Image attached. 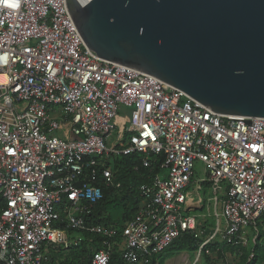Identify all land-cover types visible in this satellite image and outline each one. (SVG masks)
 Wrapping results in <instances>:
<instances>
[{"label":"built area","instance_id":"2783aa9c","mask_svg":"<svg viewBox=\"0 0 264 264\" xmlns=\"http://www.w3.org/2000/svg\"><path fill=\"white\" fill-rule=\"evenodd\" d=\"M247 121L97 57L65 0H0V264H47L70 232L102 239L92 264H109L114 250L124 264L156 262L197 232L206 202L190 189L205 194L202 185L223 221L210 240L247 248L264 216V119ZM129 157L139 159L134 215L88 224L102 187L121 188L115 161ZM196 162L206 170L197 187Z\"/></svg>","mask_w":264,"mask_h":264},{"label":"water","instance_id":"95a60500","mask_svg":"<svg viewBox=\"0 0 264 264\" xmlns=\"http://www.w3.org/2000/svg\"><path fill=\"white\" fill-rule=\"evenodd\" d=\"M97 57L217 114L264 119V0H65Z\"/></svg>","mask_w":264,"mask_h":264},{"label":"rangeland","instance_id":"374dc122","mask_svg":"<svg viewBox=\"0 0 264 264\" xmlns=\"http://www.w3.org/2000/svg\"><path fill=\"white\" fill-rule=\"evenodd\" d=\"M120 117H127L130 114L129 108L121 107L118 111ZM116 137V132L111 136V141ZM206 180V170L204 164L196 162L193 170V181L196 187L202 185ZM195 187V188H196ZM203 192H197L196 189L191 188L195 199L198 196H203L205 199V207L198 213V229L192 237L187 239L188 246L181 247L177 244L170 250H167L159 259L156 264H264V219H259L255 224L249 228L250 245L247 249L237 250L222 248L221 237L217 236L210 240L213 236L216 226L223 227L221 217L214 216V203L212 201V190L209 186L202 185ZM217 214L220 215V210L217 209ZM69 243L67 248L57 247L53 251L52 264H65V262H72V264H84L87 256H91L94 250L90 246L82 247L81 241L84 236L81 234H69ZM206 244L208 254L203 249L199 262L198 253L200 247ZM237 249V248H236ZM86 251L85 257L80 258V254L71 255L72 251L80 252Z\"/></svg>","mask_w":264,"mask_h":264},{"label":"trees","instance_id":"16d2710c","mask_svg":"<svg viewBox=\"0 0 264 264\" xmlns=\"http://www.w3.org/2000/svg\"><path fill=\"white\" fill-rule=\"evenodd\" d=\"M139 159L137 157L121 158L115 161L113 172L116 176V182L121 184L120 189L102 187L103 200L94 206L91 215L88 217V224H100V225H118L122 226L126 221L132 218L136 208L138 206L137 201V187L139 185L138 176L134 173L133 168L138 165ZM158 169H154L151 173H157ZM260 219H264L262 216ZM69 234H78L72 233ZM84 236V240L81 241L82 247L90 246L95 254L97 250L101 248L102 239L98 236L90 235L88 233H81ZM193 233H187L181 236L168 250L179 244L181 247L188 246L187 239L192 237ZM233 249L234 248H229ZM244 248L235 249L237 253ZM246 249V248H245ZM53 256V251L50 253ZM71 255L80 254V258L87 256L85 250L80 252L72 251ZM93 255L87 256L84 264H92ZM47 264H52V258ZM65 264H72V262H65ZM109 264H124L120 254L117 251H113ZM150 264H156L152 261ZM254 264V263H252Z\"/></svg>","mask_w":264,"mask_h":264},{"label":"crops","instance_id":"0c3cea01","mask_svg":"<svg viewBox=\"0 0 264 264\" xmlns=\"http://www.w3.org/2000/svg\"><path fill=\"white\" fill-rule=\"evenodd\" d=\"M122 123V119H118V124H121ZM248 236L250 237V234L248 233ZM245 249V248H244ZM247 249V248H246Z\"/></svg>","mask_w":264,"mask_h":264}]
</instances>
